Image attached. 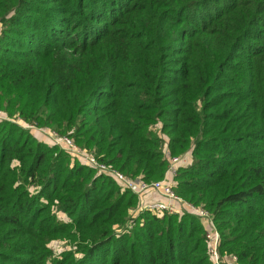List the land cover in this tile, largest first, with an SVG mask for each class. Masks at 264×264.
<instances>
[{"label":"trees","instance_id":"16d2710c","mask_svg":"<svg viewBox=\"0 0 264 264\" xmlns=\"http://www.w3.org/2000/svg\"><path fill=\"white\" fill-rule=\"evenodd\" d=\"M0 109L148 181L190 150L174 191L264 264V0H0ZM29 131L0 120V264H214L198 215Z\"/></svg>","mask_w":264,"mask_h":264},{"label":"built area","instance_id":"2783aa9c","mask_svg":"<svg viewBox=\"0 0 264 264\" xmlns=\"http://www.w3.org/2000/svg\"><path fill=\"white\" fill-rule=\"evenodd\" d=\"M1 119L15 120L21 125L28 128L33 126V124L25 123L21 119H14L6 116L0 109V120ZM42 131L47 134L52 144H56L65 151L73 154L81 163L94 167L98 173H104L112 176V178H114L116 182L121 186V188H128L138 195H142L148 191H154L160 193L161 195H164L167 198L166 201H147L146 203L141 205L142 209H148L158 215H161L164 211H171L173 209V201L179 200L183 202L186 206L185 209L187 210V212L198 215L200 218L203 219V221L206 222L205 237L207 242V250L211 261L214 264H224L223 262L226 258L231 259L233 261L236 259L235 255L233 256V258L235 259L231 257L232 255H221L219 251L218 230L208 210L184 200L174 191L172 187L174 184V175L177 171L178 166L181 165L182 156L179 157L177 155H171L168 150H166L165 152L168 158V165L163 177L148 181L142 179L140 176L130 177L123 171L113 167L111 164L98 160L96 156L93 155L91 152L87 151L86 149L80 147L75 142H73L69 135H65V137H62L59 136V133L57 134V132L55 133L45 129H43Z\"/></svg>","mask_w":264,"mask_h":264},{"label":"rangeland","instance_id":"374dc122","mask_svg":"<svg viewBox=\"0 0 264 264\" xmlns=\"http://www.w3.org/2000/svg\"><path fill=\"white\" fill-rule=\"evenodd\" d=\"M12 118H16L15 116H12ZM29 129V128H28ZM40 129H45V130H48V131H52V132H57V134L59 135V136H64L65 137V135L67 136V135H69V134H67V133H61V132H59V131H57V130H55V129H47V128H45V127H43V126H35V125H33V126H31L30 127V130H31V134H33L34 136H35V138L36 139H38V140H42V141H46L48 144H50V145H54V144H52L51 143V140L49 139V137L47 136V134L44 132V131H42V130H40ZM69 137L72 139V141L73 142H75L76 143V141L73 139V137H71L70 135H69ZM77 144V143H76ZM78 145V144H77ZM59 147V146H58ZM67 154H68V161H70V162H73V161H75V160H78L77 158H76V156H74L73 154H71V153H69V152H67ZM190 154V150L189 151H187V152H185L183 155H177V156H179V157H181L182 156V158L181 159H183V156H185V155H189ZM68 161H67V163H68ZM181 164H183V163H181ZM138 177V176H137ZM58 214H59V216H61V217H63V218H66V219H68V217H67V215L64 213V212H62V211H59L58 212ZM213 220V219H212ZM214 222V221H213ZM214 224H215V222H214ZM218 234H219V232H218ZM220 238V237H219ZM50 245H51V247H53V249L54 250H56V251H59V250H61V249H63V248H68L69 246H70V244H68L67 243V240H64V239H53V240H51L50 241V243H49ZM221 253V252H220ZM221 255H232L231 257L233 258V256L235 255V254H229V253H221ZM236 256V255H235ZM233 259H235V258H233ZM224 264H238V261H237V257H236V259L233 261V260H231V259H228V258H226L225 259V261L223 262Z\"/></svg>","mask_w":264,"mask_h":264},{"label":"crops","instance_id":"0c3cea01","mask_svg":"<svg viewBox=\"0 0 264 264\" xmlns=\"http://www.w3.org/2000/svg\"><path fill=\"white\" fill-rule=\"evenodd\" d=\"M190 160H191V155L190 154L189 155H185V156H183V159L181 160V163L188 164L190 162ZM156 200L166 201L167 198L164 195H161L158 192L148 191V192H146V193H144L142 195H138L137 205L141 208V205H143L147 201H156ZM173 205H174L173 209L170 212L181 214L184 211H187L185 209L186 206L184 205V203L179 201V200L173 201ZM204 227H206V222L205 221H204Z\"/></svg>","mask_w":264,"mask_h":264}]
</instances>
